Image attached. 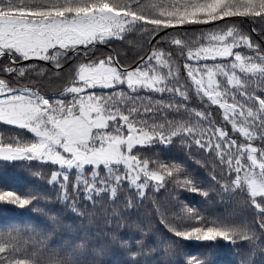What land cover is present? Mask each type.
Returning <instances> with one entry per match:
<instances>
[{
  "label": "snow or ice",
  "instance_id": "obj_1",
  "mask_svg": "<svg viewBox=\"0 0 264 264\" xmlns=\"http://www.w3.org/2000/svg\"><path fill=\"white\" fill-rule=\"evenodd\" d=\"M244 23L264 37V0H0V125L25 133L0 134V161L48 165V184L73 210L109 192L128 210L181 187L186 173L142 151L178 140L207 154L220 198L242 208L209 216L178 199L171 209L153 201L166 231L232 243L264 233V43ZM138 32L147 51L120 59L116 42ZM53 69L68 76L49 97L32 85ZM183 187L210 196L190 180ZM36 199L0 190V204L23 209ZM240 212L250 225L236 223ZM48 239L34 229L0 232V264H87L88 241ZM183 264L204 262L186 255Z\"/></svg>",
  "mask_w": 264,
  "mask_h": 264
},
{
  "label": "trees",
  "instance_id": "obj_2",
  "mask_svg": "<svg viewBox=\"0 0 264 264\" xmlns=\"http://www.w3.org/2000/svg\"><path fill=\"white\" fill-rule=\"evenodd\" d=\"M145 2L150 4L156 0ZM241 27L245 32L257 27L258 30L251 34L259 37L258 43H264L259 26L244 23ZM147 47L145 34L139 32L130 34L127 42H116L120 59L127 61H131L137 53L146 52ZM100 54H106L103 48L97 53ZM43 63L40 62L41 65ZM67 76V71L53 69L32 86L46 96L55 97L65 86ZM251 86L257 87L255 79ZM193 106H199V101L194 99ZM213 112L214 118L222 122V115L216 112L215 106ZM0 134L5 140L17 134L25 135L24 130L4 125H0ZM27 136L31 138V134ZM142 151L153 159L158 157L164 164L174 165L187 175L181 176V187L173 184L166 190L154 191L144 201L143 207L128 210H124L119 192L117 197L109 192L94 201L81 199L73 210L70 204L58 199L56 186L48 184V165L37 161H0V190L13 191L21 196H37L32 205L23 209L0 204V232L15 234L17 230L34 229L37 233H47V243L57 246L82 244L86 240L90 251L87 264H183L186 255L200 257L204 264H264V233L258 231H249L250 240L237 239L235 243L224 240L184 241L168 233L159 222V217L151 211L153 201L171 209L178 199L185 206L209 216L223 215L225 210H240L242 204L235 202L234 198L229 199L227 194H224V199L220 198L218 185L212 180L213 171L218 174V170L214 169L206 153L195 148L189 150L178 140L170 145L156 144ZM72 179L74 182V175ZM184 180L194 182L198 189L209 191L208 199L198 191L186 190ZM234 219L238 225L251 224V217L246 212H240Z\"/></svg>",
  "mask_w": 264,
  "mask_h": 264
}]
</instances>
